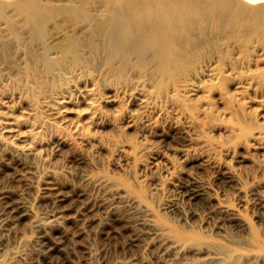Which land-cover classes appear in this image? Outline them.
<instances>
[{"label":"rangeland","instance_id":"rangeland-1","mask_svg":"<svg viewBox=\"0 0 264 264\" xmlns=\"http://www.w3.org/2000/svg\"><path fill=\"white\" fill-rule=\"evenodd\" d=\"M235 3L166 75L89 46L42 74L3 5L0 264H264V1ZM47 31L58 61L74 28Z\"/></svg>","mask_w":264,"mask_h":264},{"label":"bare ground","instance_id":"bare-ground-1","mask_svg":"<svg viewBox=\"0 0 264 264\" xmlns=\"http://www.w3.org/2000/svg\"><path fill=\"white\" fill-rule=\"evenodd\" d=\"M236 1L254 4L264 0H220L218 5L209 0H70L64 6H51L40 0H7L0 2V19L4 15L3 5L9 2L18 19H6L4 23L12 32L25 36L33 62L43 68L42 74L52 73L64 61L74 65L85 63L83 48L89 46L103 48L108 54L106 65L117 64L122 70L147 66V55L152 54L157 72L166 75L179 62L181 45H189L196 31H207L208 15L221 30H240L249 24L241 12L233 10ZM208 5L214 6L213 10L207 9ZM102 12L108 14L105 20L97 18L96 13ZM63 22H68L74 31L57 46L61 59L51 62L46 52L56 39L50 37L47 27ZM252 24L256 30H264V23ZM83 29L90 34L83 36ZM8 46L7 39L1 37L0 54ZM191 196L196 199L200 194L195 192Z\"/></svg>","mask_w":264,"mask_h":264}]
</instances>
